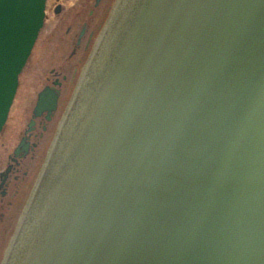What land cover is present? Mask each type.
<instances>
[{"label":"water","instance_id":"obj_1","mask_svg":"<svg viewBox=\"0 0 264 264\" xmlns=\"http://www.w3.org/2000/svg\"><path fill=\"white\" fill-rule=\"evenodd\" d=\"M46 2L0 0V133ZM2 264H264V0L115 1Z\"/></svg>","mask_w":264,"mask_h":264},{"label":"rangeland","instance_id":"obj_2","mask_svg":"<svg viewBox=\"0 0 264 264\" xmlns=\"http://www.w3.org/2000/svg\"><path fill=\"white\" fill-rule=\"evenodd\" d=\"M54 1L49 0L48 2L49 8L47 9L45 25L19 75L17 93L7 122L0 133V173L5 170L11 161L10 156H13L15 149L26 134L39 92L45 86L52 84L55 73H59L62 80V76L67 75V80L64 81L62 88L59 109L53 120L46 124L47 130H44L45 119H37V128L32 134V141L37 142L39 146L21 160V171L17 173L21 187L15 197H12V209L8 212L6 228L0 240V249L9 242L14 231L17 219L41 169L58 123L79 78L80 70L74 77L75 67L78 66L79 60L85 57L86 53L85 48H79L77 54L72 56L75 48H72V42L69 41L65 28V22L71 18V14L58 16L54 12ZM65 1L67 2L66 7L71 8L77 0ZM110 2L111 0H107L105 6L99 10L97 16L100 18L98 21L102 19L106 12V5ZM58 17L63 21L62 24L58 21Z\"/></svg>","mask_w":264,"mask_h":264},{"label":"flooded vegetation","instance_id":"obj_3","mask_svg":"<svg viewBox=\"0 0 264 264\" xmlns=\"http://www.w3.org/2000/svg\"><path fill=\"white\" fill-rule=\"evenodd\" d=\"M106 1L107 0H77L71 8L66 7L67 2L65 0L54 1V12L58 16H61L63 14H71V18L67 19V22H65V28L66 35L67 37H69V41L72 42V48H75L72 56L77 54L79 48H85L86 50L85 57H82L79 60L78 66L75 67L74 77L78 74L79 70L87 60L89 53L95 44L97 36L104 25L109 10L114 2V0H111L110 4L106 5V12L103 15L102 19L98 21L100 17H98L97 14L99 10L105 6ZM48 2L49 0H47L46 5V16L47 9L49 8ZM58 21H60L61 24L63 22L59 17ZM62 78L63 80L61 79L59 73H55V79L53 80L52 84L49 85L53 86V88L55 89L60 90V100L63 92L62 88L64 86V81L67 80V75H63ZM60 100L58 109L60 106ZM57 111L53 114L52 119L50 121L46 119V116L42 117L43 119H45L44 130H47L46 124L53 120ZM36 128L37 121L34 130H32L30 133H26L22 138L23 140L25 137H28L27 140L30 142V148L28 153L25 156L20 155L19 157H16L15 154H13V156H10L11 161L8 163L5 170L0 173V240L2 238V233L6 228L5 223L9 214L8 212L12 209V197H15L21 187V181L19 175L17 174L21 171V160L28 156L31 151L35 150L39 146L37 142L32 141V134L36 130ZM10 166H12V168L9 171L7 178L5 179L3 173H6ZM7 244L5 243L4 247L0 249V264L3 260Z\"/></svg>","mask_w":264,"mask_h":264}]
</instances>
